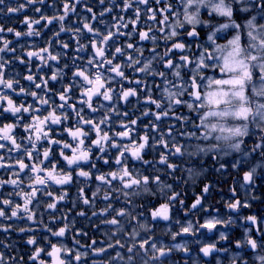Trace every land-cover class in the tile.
<instances>
[{
    "label": "snow or ice",
    "instance_id": "1",
    "mask_svg": "<svg viewBox=\"0 0 264 264\" xmlns=\"http://www.w3.org/2000/svg\"><path fill=\"white\" fill-rule=\"evenodd\" d=\"M61 2L63 3L62 14L49 17L44 14L42 7H35L34 11L40 13L39 19L26 16L23 21L27 25L26 32L7 29V32L14 33L17 39L22 35L39 37L41 32L36 30L34 25H39L43 20L46 21L43 27L47 28L54 21L59 22V31L47 41V47L38 51H26L27 62L19 56L15 59L21 64L29 65L33 58L39 60L41 62L37 68L39 72L43 67H51L49 61L59 63L62 54L50 51L52 39H55L61 48L65 50L69 48L67 42L57 39L60 33H72L71 38L77 42L75 49L77 54L86 51L87 48V45L80 42V36L84 31L98 39L90 40L92 54L88 57L86 66H75L76 70L72 72L73 79L59 93L58 98L61 101L59 104H55L48 96V93L52 91L48 84L49 79L63 80V68H53L51 77L46 79L41 75L40 82H37L34 78L35 74L29 67V74L23 78L35 85V89H41L43 94L23 86L17 90L15 85L20 81L10 74L6 77V68L12 61L0 56V118L7 119L8 116L13 118L12 122L0 124V150L8 152L7 157L0 155V168L18 169L11 172L8 180L0 178V187L5 184L11 185L17 191L8 195L19 196L23 202L15 204L9 198L0 199V205H3L0 207V219H26L29 222H35V208L29 206L33 205L34 201L36 207L39 206L38 193L52 197V202H47L46 208L55 210L57 204L65 200L67 196V189L64 186L74 182L80 184L91 181L94 177L97 185L92 192V197L96 198L101 191H104L103 200L108 203L101 212L94 211L92 215L106 216L109 212L115 211L116 215L104 222L119 226L118 231H125L121 225V219L118 218H127L129 224L133 226L135 237L137 226L150 231L147 224L142 221L145 208L143 205L138 206L136 200L152 192V185L166 196V202L149 211L151 220L169 221L171 219L170 211L180 194L171 191L172 185L162 179L164 174L172 176L179 167L178 164L170 162V157H188L191 160L201 154L214 153L213 159H216L220 153L226 156L230 152H236L242 153L245 158L258 153L264 159V0H154L156 7L151 6L152 0H123L122 7L113 4L112 7L100 12V16L103 17L106 12H112L113 8H119L121 12L132 10L135 19L128 21L133 26L132 32L129 33L119 31L120 28L128 26V23H123L122 15L113 17L115 23L111 27L116 28V32L109 30L102 33L86 18L81 21L83 29L66 27L64 21L70 13H75L81 0H61ZM104 2L105 0H100L101 4ZM37 4L43 6L45 0H25L24 3L16 6L7 5L6 0H0V6H4L0 7V14H4L5 7L7 13L16 14L29 5ZM134 4L137 7L133 8ZM140 5L143 6V12L147 14V18L153 22L147 30L139 31V41H150L153 45L148 49L151 56L145 58L144 49L131 42L127 43L126 47L137 52V57L126 55L123 46L115 47V51L109 55L111 47L109 41H113L115 37L128 36L131 41L132 33L137 31V24L141 17ZM48 7L55 8V4H49ZM85 10L92 12L90 7ZM205 13L207 19L204 18ZM237 14H240L242 22H237ZM246 14L247 18L244 19ZM157 16L160 17L159 20ZM92 20H97L95 14L92 15ZM201 30L205 33L203 37ZM4 31L5 29L0 26V33ZM230 31L229 38L225 34ZM155 32H159L160 36L155 35ZM218 39H226V43L219 44ZM161 41L164 44L162 55L157 52ZM0 42L3 45L0 46V53L16 51L15 48L9 47L12 41L0 36ZM177 55L179 60L175 59ZM120 57H125V62L116 63L115 61ZM77 59L83 58L79 55L72 57L74 62ZM156 65H162L164 70L161 71ZM64 67L68 65L65 64ZM126 69L142 75L143 79L129 78L125 74ZM207 72L212 74L207 75ZM149 76L159 78L162 82L156 84V89L160 92L159 99L153 98V89L147 83ZM123 82L135 84L136 87L125 88ZM116 83L121 85L119 91L112 87ZM73 89H78L80 92V98L77 101L79 107L69 103L72 99L69 93ZM140 92L147 93L143 103L154 105L158 110L145 109L143 113L146 117H154V121L150 120L145 125L146 131L143 135L137 133L136 119L130 122L120 121L118 126L121 130H113L112 115H128L126 111L121 113L114 102L128 103L130 97H136L139 103ZM9 93L23 97L31 96L34 103L26 104L23 101L16 103ZM97 99L100 103H97ZM181 106L186 107L196 119L192 116L176 115V110ZM85 107L91 113L103 111L104 114L99 118L86 116L84 115ZM45 111H47L46 115ZM25 115L27 122H25ZM73 117V123L69 126L68 121ZM166 118L179 121L182 129L191 124L192 130L180 133L185 143H181L173 135V129L176 127L174 124L169 125L167 133L160 131V125L157 122ZM61 125L63 128L57 130ZM17 129L23 131V137L18 135ZM149 130L152 135H149ZM92 133H95V138L91 139L89 144L87 141ZM65 134H67L66 138ZM246 137L255 138V142L248 151L244 150ZM8 145L10 147H7ZM158 147L163 149L158 161L144 158L146 149L151 148L155 152ZM57 151L59 158H57ZM25 158L31 163H25ZM6 159L14 163H6ZM239 163V160L236 161L232 167L236 168ZM100 164L104 166L114 164L116 167L111 171L103 172L100 170ZM135 164L144 167L138 168ZM157 164L163 165L164 168L157 167ZM148 167H151L156 174H146ZM257 167H264V163L258 164ZM223 168L222 164L217 171ZM165 169H167L166 173ZM187 172L190 178L199 174L192 168H188ZM255 174L256 167L246 171L241 187L252 186ZM113 181H117L118 184H114ZM52 185L63 189V194L54 195L50 190ZM22 186L30 191L24 192ZM210 188L211 185L205 184L202 189L203 194L207 195ZM170 191L171 194L168 195ZM111 193H116L117 201L123 196L125 206L115 209ZM232 195H236L235 190ZM79 196L85 205L95 202L94 199L90 200L86 197L83 187L79 189ZM255 198L252 197V199ZM201 205L202 197L198 196L189 211ZM180 206L183 208V200H180ZM249 206L246 201L241 204L239 199L227 203V207L234 212L240 207L248 208ZM6 208L11 209L10 215L5 211ZM185 214L187 215V212ZM79 215L84 216L85 213L82 211ZM246 222L256 228L257 236H264V229L260 227L264 221L258 220L255 215H250L246 218ZM224 223L231 224L233 221L231 219L222 221L212 217L205 220L199 227L211 232L218 224ZM68 227L66 223L57 231L47 227L44 230L54 237L62 238ZM10 229V225H0V231L4 233L9 232ZM24 231H31V229L20 228V232ZM249 231L250 229L245 230V239L237 241L236 247H247L254 254V264H264V243L250 237ZM180 234L194 235L193 223L189 221L181 226L180 233L173 234V240ZM226 238L225 233L220 234L221 240ZM26 242L28 245H34L36 240L29 238ZM95 243L93 241V244ZM0 244H3V240H0ZM117 244L124 247L119 241ZM145 245H150L156 253L152 259L160 261V264H163V258L173 250L188 253L187 244H175L166 248L163 245L158 247L155 242L145 239L139 247L143 249ZM4 246L9 247V245ZM88 247L91 248V245ZM109 247L113 246L109 245ZM43 251L44 249L37 247L29 259L36 264H45L41 259ZM106 251L107 249L104 248H92L91 255L101 256ZM218 251L221 250L217 249L215 244H207L200 248L204 257ZM128 252L133 253V249L129 247ZM71 253L72 250L58 242L51 244V250L47 252V255L51 258V264H70V260L66 261L62 254L69 256L70 259L74 258L76 264H80L82 259L88 257V252L77 251L74 257ZM116 256L119 257L120 253H116ZM131 258L130 256L129 259ZM238 259L243 260L242 257H236L232 259L231 264H237ZM0 264H8L2 253H0ZM92 264H97V261L93 260ZM193 264L196 262L193 261ZM217 264H220L219 260ZM243 264L248 262L243 260Z\"/></svg>",
    "mask_w": 264,
    "mask_h": 264
},
{
    "label": "rangeland",
    "instance_id": "2",
    "mask_svg": "<svg viewBox=\"0 0 264 264\" xmlns=\"http://www.w3.org/2000/svg\"><path fill=\"white\" fill-rule=\"evenodd\" d=\"M137 7V6H135ZM133 7V8H135ZM142 9L141 17L138 22L137 31L132 33V39L129 41L128 36H124L125 42H124V49L127 45V43L131 42L134 43V41L139 42V46L144 49V53L147 52L150 53L148 49H150L153 45L149 41L146 45L145 42L139 41V31L142 30V27L140 29V26H144V21H150L151 25L153 22L147 18V14L143 12V6L140 5ZM204 18L207 19V14H204ZM247 18V14L244 16V19ZM135 19L134 12L131 10L129 15L124 19L123 23H128L129 20ZM160 17L157 16V20H159ZM237 22H242V18L240 14H237L236 16ZM115 23L111 20H108L107 24L104 26L103 30H105V33L112 29L111 25ZM158 27V25H156ZM75 29L76 27H72ZM125 30V31H124ZM49 31V30H48ZM47 31V32H48ZM119 31H124L125 33L132 32V24L128 23V26L126 28H120ZM201 34L204 36L205 33L203 30H201ZM155 35L158 37L160 36L159 32H155ZM230 38L231 31L225 34ZM186 38V34H185ZM90 37L88 35H81L80 41H82L84 44L88 46V48L91 47V44L89 42ZM97 39V38H95ZM68 40V37H65L64 39H61L60 41L66 42ZM219 44H225L226 39H218L217 41ZM145 43V44H142ZM159 49H164V44L161 41L159 47L157 48V51ZM89 52V51H88ZM126 55L130 54L133 57H137L138 53L132 51L131 49H125ZM91 54L89 53L87 56L89 57ZM111 55V54H110ZM146 54H144L145 56ZM176 60H179V56L177 55L175 57ZM116 63H122L125 62V57H120L116 61ZM129 78H136V74L133 73L131 69H126L125 73ZM207 75H211V72H207ZM171 79V76H169ZM151 81V80H150ZM148 81V86L153 89V98L159 99L160 98V92L156 89V84L162 83L160 80L151 82ZM130 85V86H129ZM120 83H116L112 85V87L116 88L117 91H119ZM123 86L125 88L129 87H136L135 84H128L127 82H123ZM146 92H140L139 98L140 102L137 103L136 97H130L128 103L124 102H114L116 103V107L119 108L121 113L127 112L128 115H112L111 121H112V128L115 131H120L119 128V122L125 121L130 122L133 120L131 118L132 111H135V117L140 118V120L137 122V133L139 135H143V133L146 131L145 125L149 123L150 120L154 121V117H146L143 115L145 109H149L147 107L148 104H144L143 100L146 96ZM79 98H77L78 100ZM187 99V97H185ZM97 103H100V101L97 99ZM106 103V102H105ZM74 105H77L79 107V104L71 103ZM186 108L184 106L179 107L178 109ZM158 111L157 109H155ZM71 110H69L70 112ZM104 113L103 111H99L96 113H91L88 111V109L85 107L84 109V115L86 116H95L99 118ZM74 117L68 121V125L71 126L73 123ZM6 121V120H5ZM9 121L7 120L6 123ZM27 122V121H25ZM160 125V131L163 133L168 132L169 125L171 124V121H168V118L163 119L160 122H157ZM173 124L176 125V127L173 129V135L176 137L177 140H179L181 143H185L183 138L181 137L180 133L182 131V128L180 127L179 122L176 120L173 121ZM63 128V125H61L58 129L61 130ZM57 129V130H58ZM17 133L19 136L22 135L21 130L17 129ZM149 135H152L151 131L149 130ZM180 136V138H178ZM95 138V133H92L91 138L87 141V143H91V139ZM135 138V137H134ZM159 138V135L157 134V139ZM151 143V141H150ZM192 143H197V141H193ZM204 143V142H200ZM251 149V146L246 149L245 151H248ZM2 151V150H1ZM145 159L147 160H159L160 152L163 151L162 148H157L155 152L151 148L146 149ZM208 155L210 158H213L212 153H208L207 155L201 154L200 156H197L194 159L188 158V157H170V162L176 163L179 165L177 170L172 176H168L166 174L162 175V179L170 185L177 184V188L175 192H179V194H182V197L185 195L189 198V196L193 195L191 193L196 194V192L200 191L204 184L211 185V190L207 196L202 198V205L198 206L197 209L190 210L191 205L195 202L196 196L192 198V203H190V200L185 202L186 206H183V208L180 206V198L181 195H179L178 199L176 200V205L171 209L170 211V217L171 219L169 221H163V220H157V221H163L167 222L165 225H160L158 223L151 224L149 222L148 216L145 217L142 221L147 224V227L149 230L140 229L138 226L135 228V237L133 236V226L129 224L127 218H118L121 219V225L124 227L125 231H118L119 226H113L110 224L105 223L104 221L112 219L116 213L115 211L109 212L106 216H93L92 213L95 211L97 213L101 212L106 204L99 205V207H95V209H84L81 205V199L79 200L77 198V195L75 193L79 192V185H75L72 188H66L67 189V195L70 197V202H73L72 208H74L73 211L65 209V211L60 212L58 215L60 216V223H49L47 225V228H51L53 231H57L60 227H63L66 223L68 224V229L66 230L64 237H54L51 235L50 232H47L44 230L41 225L38 228H29L28 226H24L22 228L31 229V231H24L26 234H28L27 237L33 236L34 238L40 240L37 242L34 249L37 247H40L44 249L42 252L44 257L41 259H44L45 264H51V258L47 255V252L51 250V244L53 243H62L66 248L72 250L71 256L74 257L75 252H88V257L86 259H82L80 264H92L93 260L97 261V264H160V261L153 260L152 257L156 255V253L153 251V249L150 247V245H145L143 249L139 247L140 243H142L145 239H149L151 242H155L158 247L160 245L165 246L166 248L171 247L175 244H187L188 246V253L185 254L183 251H176L173 250L169 253V255L165 258H163V264H193V261L196 262V264H217V261L219 260L220 264H231L232 259L236 257H242L243 260H246L248 264H254V254L251 250H249L247 247L237 248L236 243L237 241H243L245 239V230L250 229L248 235L252 238L258 239L261 241V243H264V236H258V238L255 236V233L257 235L256 229L254 230V226L249 224L250 226L254 227L251 228L247 225L246 218L250 215H255L258 220L264 221V167H257L258 164L264 163V159H262L258 153H253L249 157L245 158L242 153H236V152H230L228 155H223V153H220L217 158L215 159L216 166H210V170L206 169L205 165L197 166L198 163L201 161H205L208 158ZM212 155V156H211ZM236 157L241 158L240 165L244 166L243 171L235 170V172L230 171L231 166H228V164L236 161ZM114 158V157H113ZM183 163H186L187 166H184ZM212 162H210L211 164ZM190 164H194L193 167H190ZM224 165V168L220 171H218V175L214 174L213 171L216 172L217 169L220 168L221 165ZM212 165V164H211ZM159 168H164L163 165H156ZM135 167L143 168L142 166L135 165ZM256 167V174L254 176V184L252 186H245L241 187L243 183V175L242 172L250 171L251 168ZM188 168H192L195 172L199 173L198 175H195L193 177H189V174L187 172ZM115 169V167H113ZM103 172H108L111 170H108V167L106 168H100ZM223 170L225 172H223ZM16 171V170H14ZM165 173L167 172V169L164 170ZM148 175H155L156 173L151 167H148L147 173ZM175 180H178L177 183ZM216 183L220 185L221 187L218 188ZM97 184H91L92 188H96ZM189 186L190 189L188 192H186L185 187ZM156 188V187H155ZM85 189V187H84ZM23 190H28V188H23ZM180 190V191H179ZM235 190L236 195L233 196L232 192ZM93 192V189H92ZM153 192V189H152ZM190 192V193H189ZM63 193V191H62ZM171 192L167 193L170 195ZM154 193H148L145 195H142L144 198L152 197ZM202 197V196H201ZM252 197H256L255 199H252ZM164 198L166 199V196L164 195ZM90 200H93V197L89 198ZM239 199L241 201V204H243L245 201L250 205L248 208L240 207L237 211H232L227 207V203L234 202L235 200ZM162 200H164L162 198ZM105 201V200H103ZM115 209L121 208L119 203L115 202L112 203ZM162 204V203H161ZM92 205L90 203L89 205H86V207ZM146 205V203L144 204ZM81 209H80V207ZM204 209H207L206 211ZM84 212L85 215L80 217H77L76 214L80 212ZM187 212V215L185 214ZM66 213V214H64ZM49 220H57L55 217V213L49 215ZM212 217H216L217 219H220L222 221H228L231 219L233 223L228 224H218L215 229H213L211 232H209L207 229L200 228L199 225L203 224L205 220L211 219ZM80 218L81 220H79ZM189 221H191L194 225L195 234L194 235H188V234H180L176 235L175 240H173L172 236L174 233H180L181 226L186 225ZM135 224V222H133ZM56 226H59V228L56 229ZM260 227L264 229V224H261ZM77 233H82L78 235ZM115 233V234H114ZM225 233L226 239L221 240L220 234ZM31 237V238H33ZM47 237V239H45ZM75 237V238H74ZM75 243L73 244L72 241ZM78 241V243L76 242ZM93 241L96 243L93 244ZM117 241L120 242V244L124 245V247H120L117 244ZM224 243V245H222ZM207 244H215L217 249H220L221 251L218 252H212L208 257H206L207 260L203 261L201 257L199 256L200 248ZM84 247H81V246ZM91 245V248L88 246ZM109 245H112L113 247H109ZM131 247L133 249V253L128 252V248ZM92 248L95 249H107L105 253H103L101 256H92ZM224 249H227V251H223ZM116 253H120V256L117 257ZM202 254V253H201ZM63 258L68 261L70 260V264H76V261L74 258H71L69 256H64L62 254ZM132 257L129 259V257ZM243 260H237V264H243Z\"/></svg>",
    "mask_w": 264,
    "mask_h": 264
},
{
    "label": "trees",
    "instance_id": "3",
    "mask_svg": "<svg viewBox=\"0 0 264 264\" xmlns=\"http://www.w3.org/2000/svg\"><path fill=\"white\" fill-rule=\"evenodd\" d=\"M24 2H25V0H6V4L7 5H11V6H16L17 4L24 3ZM53 3L55 4V8L48 7L49 4H53ZM113 4H118V5H120L122 7L123 0H105L104 4H101L100 0H81V3L78 4L77 7H76L75 13H70L69 16L66 18V20L64 21V24H65L66 27H69V28H72V27H76L77 28V27H79V28L83 29V24H82L81 21L86 18L87 21L94 28L99 29L102 33H105V30H103V28L107 24L108 20H111L112 22H115V21H113V17L114 16L118 17V16H121V15L124 16V19H125L129 15V13L131 12V10H129L128 12H121L119 10V8H113L112 12H110V13L106 12L105 15L103 17H101L100 16V12L103 11L104 9H106V8L112 7ZM135 6H137V5L134 4L133 7H135ZM151 6L152 7H156L154 0H152V5ZM0 7H4V6H0ZM35 7H42V10H43L44 14L49 16V17H51L54 14H62L61 10L63 9V3L61 2V0H45V4L43 6L38 5V4L37 5H29V6H27V8L25 10L21 11L20 13H16V14L7 13L6 7H5L4 14H0V26H2L5 29V31H4V33H0V36H2L3 39H5V40L12 41V43L9 45V47L10 48H15L16 51L15 52L0 53V56L4 57V59L12 61V63L6 68V77L8 76V74H10L12 77H15L16 79H18L20 81L19 84L15 85V88L17 90L21 86H23L25 88H29V89L35 90V91L40 92L41 94H43L41 89H35V85L30 84L29 81H27V80H25L23 78L24 76L29 74V67H31L32 73L35 74L34 78L36 79L37 82H40V76L41 75H43L46 79L51 77L52 72H53V68H63V70H64V78H63V80L51 81L49 79V84H48V87L52 90L51 92L48 93V96L51 97L52 101L55 104H59L60 103V100L58 98L59 93H61L63 91L64 86L68 85L71 82V80L73 79L72 72L76 70L75 66H77V65H79L81 67L86 66V62H87V59H88L87 55L89 53L92 54V48L91 47L88 48V46H87L86 51L77 54L75 52V49L77 47V42H76V40L71 38L72 33L63 32V33H60V35H59V37L57 39L61 40V39H64L65 37H68V40H66V42L69 44V48L67 50L61 48L56 43L55 39H52V45H51V48H50V51H52L53 53H61L62 54L58 64L56 62H54V61H49V64L51 65V67H43L39 72H37V68L40 66V63H41L39 60L33 58L32 62H31V65H29L28 63H25V64L19 63V61L16 60L15 57L19 56L21 59H23L24 61L27 62L28 61V57L25 55L26 51H38L39 49L47 47L48 46L47 41L53 37V34L55 32L59 31V22L58 21H54L52 24L48 25L47 28H44L43 25L46 23V21L41 20L39 25H34L33 26L36 30H39L41 32V35L39 37H35V36L29 37V36H23L22 35L19 39H17L16 36L14 35V33L7 32L8 28H12V29H14V31H19L21 33L26 32L27 31V25L23 23L24 18L27 16V17H32V18L39 19L40 13H36L34 11ZM87 7H90L92 9V12L86 11L85 9ZM161 7H163V5H161ZM93 14H95L97 16V20H92V15ZM144 23H145V25L144 26H140V29L142 27V30H147L148 26L151 25V23H150V21H147V20L144 21ZM137 27H138V25H137ZM111 31L116 32L117 29L112 27ZM124 31H122V32H124ZM83 34L84 35H88L90 37L89 42H90L91 39L96 38V37H92L86 31H84ZM201 36L203 37L202 34H201ZM80 42L83 43L82 41H80ZM124 42H125L124 36H117V37L114 38L113 41H109V44L111 45V47L109 48L108 54L110 55L111 53H113L115 51V47H117V46H123L124 47ZM148 42L149 41L145 42L146 45L148 44ZM145 43H142V44H145ZM133 44L136 45V46H139V42L138 41H134ZM0 46H3L2 42H0ZM126 48L127 47H125V49ZM157 52L162 55L163 52H164V49H159ZM144 54H146L144 56L145 58H149L151 56V53L148 54L147 52H145ZM74 55H79L83 59H77L74 62L72 60V57ZM65 64H67L68 67L65 68L64 67ZM156 66L161 71L164 70L162 65H156ZM137 67H139V65H137ZM132 79H134V78H132ZM135 79H143V77L140 74H136V78ZM158 80H160V79L159 78H153L151 76L147 77V82L150 81V83L152 81H158ZM9 94L12 95V98L14 99V101H16V103H20L21 101H23L26 104L27 103H34V101L32 100L31 96L23 97V96H16V95H14L12 93H9ZM69 95L72 96V99L69 101V103L73 102L75 104H78L77 103V101H78L77 98H80L79 90L78 89H73L69 93ZM147 107L150 110H152V111H156L155 110L156 108H155L154 105H149L148 104ZM135 111L136 110L132 111L133 115L131 116V118L132 119H136L137 122H138L140 120V118L135 117V115H136ZM44 114L46 115L47 111H45ZM176 115L192 116L193 119H196L195 115L190 113L187 108L177 109L176 110ZM170 117H171V114H170ZM4 120H5L4 118H0V124L5 123ZM25 121H27V116L26 115H25ZM168 121H171V124H173L174 119L168 118ZM177 122H179V121H177ZM179 124H180V122H179ZM189 130H192L191 124L187 125L186 128L182 129V131H189ZM22 132L23 131L21 130V133ZM22 135H23V133H22ZM66 137H67V134H65V138ZM178 138H180V136H178ZM245 141H246V147L245 148L248 149L250 146L252 147L253 143L255 142V138L254 137H246ZM146 152L147 151H145V154H146ZM57 155H58V151H57ZM212 155H214V153H212ZM238 158L239 157H236V161L241 160V158L240 159H238ZM236 161L228 164V166H231V168H232V165ZM210 162H212L211 163L212 165L210 164ZM215 162H216V160L213 159V158H210L209 155H208V158L205 161L198 163L197 166H202V165L206 164L205 165L206 169L210 170L209 169L210 166H213V167L216 166ZM182 164H184V166H187L186 163L182 162ZM135 165H138L140 167L142 166L140 164H135ZM193 166H194V164H190V167H193ZM102 167L103 168L108 167V170H113V167H116V166L114 164L111 165V166H104V165L100 164V168H102ZM142 167H144V166H142ZM244 169H245L244 166L238 164V166L236 168H232V169H230V171H232V172H235V170L243 171ZM213 172H214V174L218 175V171L217 170H216V172L215 171H213ZM223 172H225V171L223 170ZM263 174H264V171H263ZM242 175L244 176V172H242ZM175 181L177 183L178 180H175ZM113 183L114 184H118L117 181H113ZM74 184L76 186L79 185L80 187H83V188L85 187V195H86L87 198H90V197H92V189H93V191L95 190V187L92 188L91 184H97V182L95 181V179L93 177V179L91 181H86V182H83V183H80V184H77V183L74 182V183H72L70 185L64 186V188L65 189L66 188H71V187L73 188ZM216 185H217L218 188L221 187L217 183H216ZM177 186H178L177 184L172 185L171 191L175 192ZM202 186L204 187L205 184L202 185ZM155 187H156L155 185H152L153 192H151V193H154V195H152V197L144 198L143 196H141V197H139L136 200V204L138 206L143 205L144 208H145V215L142 217V220L145 219L146 216H148L149 222L151 224L158 223L160 225H165V224H167V222L152 221L151 217H150V214H149V211L151 209H153L155 207H159V205L161 203L166 202V199L164 198V195L161 194ZM203 187L201 188V190L199 192L197 191L195 195H194V193H191V194H193L192 196L191 195L189 196V198H191V199H188V197L185 196V195L182 197V194H180L182 198H180L179 200H183L184 201V206H186L185 202H187L188 200H190V203L194 202V201H192V198L194 196H196V198L198 196H200V197L202 196V198H204L209 193L207 195L203 194V192H202ZM189 189H190L189 186L185 187L186 192H188ZM54 190L58 191L57 188H54ZM62 191H63V189H61V194H63ZM177 193H179V192H177ZM61 194H59V195H61ZM75 194L77 195V198L80 200L81 198L79 196V192L75 193ZM59 195H58V193H56V196H59ZM103 196H104V191H101L96 198H93L95 200V202L92 203V205H90L88 207H86V205L83 203V201L81 199V205L80 206L82 208H84V209H91V210L95 209L96 210V208L99 207V205L108 203L107 201H103ZM111 196H112V203L117 202V203H119V205L121 207L125 206L123 204V199H124L123 196L120 197L119 201L116 200V193H111ZM69 198L70 197H68V195H67L65 200H63V201H61V202H59L57 204V206L60 207L59 212H63V211H65V209L70 210V211L74 210V208H72L73 202L71 203ZM162 198L164 200H162ZM145 203H146V205H144ZM175 204H176V201H175ZM81 207H80V209H81ZM179 207H181V206H179ZM64 214H66V213H64ZM76 216L80 217L79 213L76 214ZM55 217L58 219V221L57 220H53L52 221V220L48 219V221H47L48 224L49 223L50 224L51 223L59 224L60 223V216L58 214H55ZM78 219L81 220L80 218H78ZM247 225L250 226L249 223H247ZM250 227L254 228L252 226H250ZM57 228H59V226H56V229ZM255 229L256 228H254V230ZM255 236L258 238L256 233H255ZM72 242H73V244H76L75 243V239ZM222 245H224V243ZM199 256L201 257V259L203 261L207 260L206 257L203 256V254L199 253Z\"/></svg>",
    "mask_w": 264,
    "mask_h": 264
},
{
    "label": "flooded vegetation",
    "instance_id": "4",
    "mask_svg": "<svg viewBox=\"0 0 264 264\" xmlns=\"http://www.w3.org/2000/svg\"><path fill=\"white\" fill-rule=\"evenodd\" d=\"M61 103V101H60ZM6 121L8 120L9 122L13 121V118L11 116H8ZM4 120V121H5ZM5 121V123H6ZM8 122V123H9ZM59 130V129H58ZM23 133V132H22ZM24 133L22 136L23 137ZM23 142V141H21ZM46 145V142H45ZM7 147H10L8 145ZM42 147V146H41ZM0 155H4L5 157L8 156V152L6 150H0ZM59 156V153L57 157ZM59 158V157H58ZM6 163H14V161H7L5 160ZM25 163H31L25 158ZM61 163H63L61 161ZM14 170L18 169H4L0 168V178L4 179L5 181L9 179V176L11 172ZM23 175V174H22ZM23 187V186H22ZM27 188V187H23ZM54 188H57L58 191L54 190ZM51 191H53V194L56 195V193L61 194V188L52 185L50 188ZM17 191V189H14L11 185L5 184L3 187H0V199L3 198H9L13 200L15 204H22V200L20 199L19 196H9V193H13ZM24 192L30 191L28 190H23ZM38 200L40 201L39 206L36 207V202L34 201L33 205H30V208H35V215H34V221L35 222H29L26 219H20V220H3L0 219V225H10L11 229L9 232L4 233L0 231V240H3V244H0V253H2L5 257V260L8 261V264H36V262L31 261L29 258L32 256L33 252L35 251L34 247L36 246L37 242L40 240L36 239V243L34 245H28L27 240L29 239L28 234L26 232H20V228L24 226H28L29 228H38L40 225L43 228H46L48 225V217L50 214H59V209L60 207L57 206L55 210H48L46 208L47 202H52V197L43 195L38 193ZM0 207H3V205H0ZM5 211L10 215L11 209L6 208ZM20 215H24L23 213H20ZM33 237V236H31ZM30 237V238H31ZM34 238V237H33ZM4 245H9V247H5ZM44 255L41 253V258H43ZM44 261V259H42Z\"/></svg>",
    "mask_w": 264,
    "mask_h": 264
}]
</instances>
